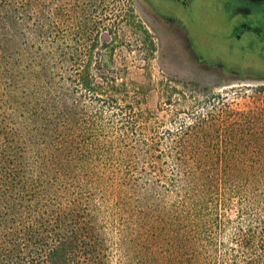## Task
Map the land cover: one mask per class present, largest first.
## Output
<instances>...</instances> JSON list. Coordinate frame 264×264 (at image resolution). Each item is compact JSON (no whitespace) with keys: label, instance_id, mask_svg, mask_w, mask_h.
I'll return each instance as SVG.
<instances>
[{"label":"trees","instance_id":"16d2710c","mask_svg":"<svg viewBox=\"0 0 264 264\" xmlns=\"http://www.w3.org/2000/svg\"><path fill=\"white\" fill-rule=\"evenodd\" d=\"M32 6L0 0V264H264V141L174 143L158 189L167 161L87 65L34 45Z\"/></svg>","mask_w":264,"mask_h":264},{"label":"rangeland","instance_id":"374dc122","mask_svg":"<svg viewBox=\"0 0 264 264\" xmlns=\"http://www.w3.org/2000/svg\"><path fill=\"white\" fill-rule=\"evenodd\" d=\"M22 14L35 46L51 47L59 63L87 65L104 93L132 113L142 133L126 140L155 144L152 153L167 161L148 173L158 189L169 181L174 143L179 157L189 151L192 158L190 143L264 141V59L223 42L219 0L184 8L166 0H33ZM102 109L116 125L121 111ZM236 255L240 264L245 254Z\"/></svg>","mask_w":264,"mask_h":264},{"label":"flooded vegetation","instance_id":"af4514ba","mask_svg":"<svg viewBox=\"0 0 264 264\" xmlns=\"http://www.w3.org/2000/svg\"><path fill=\"white\" fill-rule=\"evenodd\" d=\"M157 3L158 0H151ZM184 8L189 0H166ZM224 13L228 48L264 59V0H219ZM200 57V56H199ZM201 58V57H200Z\"/></svg>","mask_w":264,"mask_h":264}]
</instances>
